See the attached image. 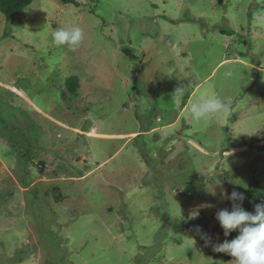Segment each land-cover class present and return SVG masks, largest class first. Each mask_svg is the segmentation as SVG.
<instances>
[{
    "label": "rangeland",
    "instance_id": "1",
    "mask_svg": "<svg viewBox=\"0 0 264 264\" xmlns=\"http://www.w3.org/2000/svg\"><path fill=\"white\" fill-rule=\"evenodd\" d=\"M72 1L0 13V264H264V0Z\"/></svg>",
    "mask_w": 264,
    "mask_h": 264
},
{
    "label": "trees",
    "instance_id": "2",
    "mask_svg": "<svg viewBox=\"0 0 264 264\" xmlns=\"http://www.w3.org/2000/svg\"><path fill=\"white\" fill-rule=\"evenodd\" d=\"M34 0H0V13L6 21L14 20L19 12L28 7ZM62 3L73 4L72 0H60ZM254 183V182H253ZM249 197L250 195H245Z\"/></svg>",
    "mask_w": 264,
    "mask_h": 264
}]
</instances>
